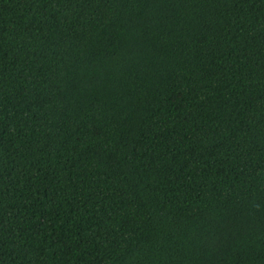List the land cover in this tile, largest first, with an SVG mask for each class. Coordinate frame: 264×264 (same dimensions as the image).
I'll return each instance as SVG.
<instances>
[{"label":"trees","instance_id":"trees-1","mask_svg":"<svg viewBox=\"0 0 264 264\" xmlns=\"http://www.w3.org/2000/svg\"><path fill=\"white\" fill-rule=\"evenodd\" d=\"M0 264H264V0H0Z\"/></svg>","mask_w":264,"mask_h":264}]
</instances>
